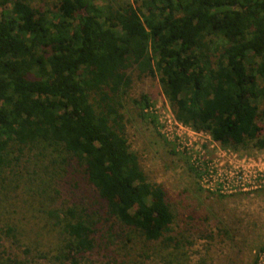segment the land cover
<instances>
[{
    "label": "trees",
    "instance_id": "1",
    "mask_svg": "<svg viewBox=\"0 0 264 264\" xmlns=\"http://www.w3.org/2000/svg\"><path fill=\"white\" fill-rule=\"evenodd\" d=\"M99 1L109 0H57L42 11L0 0V172L14 150L51 149L105 215L49 214L62 237L56 259L68 264L94 251L96 227L109 221L178 246L165 191L126 138L122 99L133 78L158 77L175 121L221 147L264 148V0ZM133 103L155 126L148 96ZM0 264L21 263L2 249Z\"/></svg>",
    "mask_w": 264,
    "mask_h": 264
},
{
    "label": "rangeland",
    "instance_id": "2",
    "mask_svg": "<svg viewBox=\"0 0 264 264\" xmlns=\"http://www.w3.org/2000/svg\"><path fill=\"white\" fill-rule=\"evenodd\" d=\"M31 7L50 10L57 0H25ZM140 0L99 1L114 8ZM10 8V6H9ZM122 99L125 132L130 150L150 183L160 185L172 214L171 236L178 246L145 242L128 228L111 221L97 233V247L79 264H258L264 254V190L232 195L203 191L194 160L255 164L264 168V148L249 143L238 151L223 148L206 134L179 129L156 80H135ZM149 98L144 112L156 121L139 117L133 102ZM167 127H171L172 135ZM178 134V135H177ZM264 138V135L262 136ZM41 153V154H40ZM52 150L13 151L10 165L0 172V237L2 249L21 264H68L58 261L62 237L52 211L104 212L95 205L96 194L81 176L56 159ZM16 160V161H15ZM13 229L11 235L5 234ZM110 228V232L107 230ZM129 240L130 243H127ZM0 248V250H2ZM264 262V261H263ZM264 264V263H263Z\"/></svg>",
    "mask_w": 264,
    "mask_h": 264
},
{
    "label": "built area",
    "instance_id": "3",
    "mask_svg": "<svg viewBox=\"0 0 264 264\" xmlns=\"http://www.w3.org/2000/svg\"><path fill=\"white\" fill-rule=\"evenodd\" d=\"M171 117L174 125L179 129L186 127L176 122L173 115ZM167 129L172 135L171 127ZM194 166L197 170L199 185L207 193L232 195L264 190V168L259 165H233L232 162L194 160ZM263 261L264 254L259 256L258 264H263Z\"/></svg>",
    "mask_w": 264,
    "mask_h": 264
}]
</instances>
